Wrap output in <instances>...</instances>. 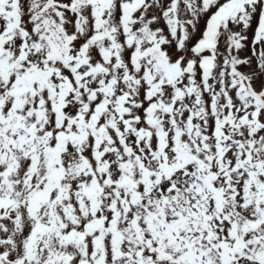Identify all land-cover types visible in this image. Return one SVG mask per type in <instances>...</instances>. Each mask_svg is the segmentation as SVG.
<instances>
[{"label":"snow or ice","instance_id":"1","mask_svg":"<svg viewBox=\"0 0 264 264\" xmlns=\"http://www.w3.org/2000/svg\"><path fill=\"white\" fill-rule=\"evenodd\" d=\"M0 264H264V0H0Z\"/></svg>","mask_w":264,"mask_h":264}]
</instances>
